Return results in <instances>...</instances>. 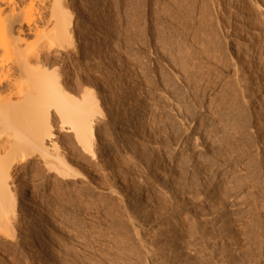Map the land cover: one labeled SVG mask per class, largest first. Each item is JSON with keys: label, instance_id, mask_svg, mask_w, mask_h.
Returning a JSON list of instances; mask_svg holds the SVG:
<instances>
[{"label": "rangeland", "instance_id": "374dc122", "mask_svg": "<svg viewBox=\"0 0 264 264\" xmlns=\"http://www.w3.org/2000/svg\"><path fill=\"white\" fill-rule=\"evenodd\" d=\"M65 3L56 71L99 113L98 161L53 114L80 178L15 166L0 264H264V0Z\"/></svg>", "mask_w": 264, "mask_h": 264}, {"label": "bare ground", "instance_id": "6f19581e", "mask_svg": "<svg viewBox=\"0 0 264 264\" xmlns=\"http://www.w3.org/2000/svg\"><path fill=\"white\" fill-rule=\"evenodd\" d=\"M65 1L0 0V244L11 242L12 248L17 245L13 243L16 241L13 232L17 202L11 189L15 166L37 155L43 160L46 172L63 181L75 180L80 175L77 171H69L72 167L59 153L58 142L54 141L58 137L51 131L52 115L60 118L61 131L72 134L83 155L95 161L98 153L94 146L96 137L91 123L94 111L88 104L89 95L82 96L83 91L77 94L82 99L87 96L84 97L86 101L74 97L71 91L78 88L66 90L67 86L61 84L56 71L61 51L74 49L72 15ZM89 90L84 88L85 93ZM94 114L99 113L95 111ZM106 150L103 148L101 153ZM46 235L43 226L38 236L44 238ZM47 249L46 245L42 247L43 255L47 254ZM1 253L4 248L0 246Z\"/></svg>", "mask_w": 264, "mask_h": 264}]
</instances>
